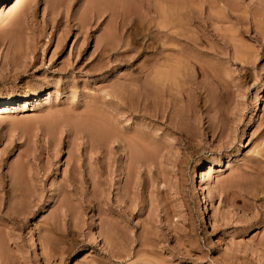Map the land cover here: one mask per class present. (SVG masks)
<instances>
[{
  "label": "rangeland",
  "instance_id": "374dc122",
  "mask_svg": "<svg viewBox=\"0 0 264 264\" xmlns=\"http://www.w3.org/2000/svg\"><path fill=\"white\" fill-rule=\"evenodd\" d=\"M1 7L0 264H264V0Z\"/></svg>",
  "mask_w": 264,
  "mask_h": 264
},
{
  "label": "bare ground",
  "instance_id": "6f19581e",
  "mask_svg": "<svg viewBox=\"0 0 264 264\" xmlns=\"http://www.w3.org/2000/svg\"><path fill=\"white\" fill-rule=\"evenodd\" d=\"M0 1H2V0H0ZM6 1V0H5ZM12 1V0H11ZM7 5V4H6ZM0 9H2V7L0 8ZM3 10H4V8H3ZM3 10H0V14L1 13H3ZM159 76V75H158ZM154 77H157V74L154 76ZM159 78V80H160V77H158ZM162 78V77H161ZM162 79H164V78H162ZM156 80V79H155ZM158 80V79H157ZM153 81V80H152ZM151 81V82H152ZM154 82V81H153ZM153 82L151 83L152 85H153ZM157 82V81H156ZM158 83H160V82H158ZM155 85H157V83H155ZM154 86V85H153ZM152 86V87H153ZM155 87V89H157V87L156 86H154ZM155 89H154V91H155ZM156 93V92H155ZM154 93V94H155ZM121 97H122V95H120ZM125 97V96H124ZM112 98H116L117 100H119V101H121V100H123V99H121L119 96H117V95H112ZM15 101V99H9L8 101H6V102H4L2 105H0V115L1 114H7V113H10L13 109H14V102ZM122 103V102H121ZM23 106H24V104H25V101H23L22 103H21ZM124 104V103H123ZM107 121V120H106ZM107 125H100V127L99 126H97V128H93V130L95 129L96 131H98V132H100V134H99V136L100 135H104V134H108L107 136H103L104 138H108V137H110V134H111V131L110 130H107V128L108 127H106ZM95 127V126H94ZM91 128H92V126H91ZM102 128V129H101ZM103 129H104V131H103ZM109 129V128H108ZM96 131H94V132H96ZM97 132V133H98ZM97 133H95V134H97ZM102 133V134H101ZM98 135V134H97ZM102 136H100V137H102ZM102 137V138H103ZM103 138V139H104ZM107 138L105 139V140H107ZM110 139V138H109ZM101 140V139H100ZM104 141V140H103Z\"/></svg>",
  "mask_w": 264,
  "mask_h": 264
}]
</instances>
